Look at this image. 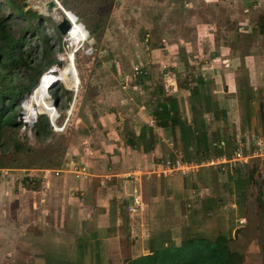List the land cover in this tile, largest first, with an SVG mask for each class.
I'll use <instances>...</instances> for the list:
<instances>
[{
	"label": "crops",
	"instance_id": "0c3cea01",
	"mask_svg": "<svg viewBox=\"0 0 264 264\" xmlns=\"http://www.w3.org/2000/svg\"><path fill=\"white\" fill-rule=\"evenodd\" d=\"M239 23L240 38L254 37L252 45L241 47L238 52L243 56L239 58L219 56L240 66L244 73L238 74L237 82L229 81L228 73L219 86L215 72H207L208 99L200 85H192L194 124L182 120L185 96L175 83L174 104L154 111V116L172 113L183 129H192L198 142L201 133L196 130H202L204 147L211 144L208 131L214 134L216 130L214 138L227 148L200 158L208 159V164L194 173L163 176L157 170L168 155H174L171 126L163 118L161 129L148 125V111L145 122L140 127L133 124L126 134L121 133L119 123L107 127L102 137L89 141L83 153L71 155L75 165L68 164L69 169L59 167L57 175L44 168L34 170L31 178L38 182L37 187L25 185L21 177L8 180L0 173V264H122L129 257L180 243L186 235L214 239L220 231L244 255L242 264H264L262 227L252 196L254 180L264 177V28L250 24L247 29L248 23ZM210 43L207 41L208 50ZM213 46L216 50L217 45ZM230 130L235 131L236 139L229 144ZM180 138L177 135V141L184 143L185 137ZM237 139L249 157L234 167L224 162L234 156ZM212 161L224 163L221 173ZM78 165H87L86 170H77ZM128 172L135 173L128 177ZM259 186L264 199V183ZM193 191L202 198L190 207V200L196 197ZM218 211L223 219L218 218Z\"/></svg>",
	"mask_w": 264,
	"mask_h": 264
},
{
	"label": "rangeland",
	"instance_id": "374dc122",
	"mask_svg": "<svg viewBox=\"0 0 264 264\" xmlns=\"http://www.w3.org/2000/svg\"><path fill=\"white\" fill-rule=\"evenodd\" d=\"M2 1L6 6L5 10L12 11L15 16V10L7 9L8 0H1V3ZM17 1L25 2L26 9L30 8L52 16L57 23L62 21L65 13L73 14L78 23L84 24L82 25L87 35L85 39L78 40L68 32L55 34L52 25L45 23V31L51 37L50 41L54 42L55 57L58 60L53 65H57L61 60L63 68L66 69L65 74L68 72L70 79V74L75 71L78 82L69 84V79L68 83L60 79L62 83H53L55 81L50 76H46V93L42 94L39 102L44 105L42 98L46 95L52 96L53 103H57L55 106L57 110L46 106L45 112L53 118V121L59 116L58 123L55 122V131L47 140H37L32 130V137H26L29 130L22 128L21 113L18 116V121L21 123L17 129L4 130V139L9 146L6 150L0 146V173L8 180L21 177L25 180V185L37 187L38 182L31 178L34 177L32 174L34 170L44 168V171L59 174L60 171L57 170L59 167L64 170L68 164L75 165L71 157L73 153H79L78 151L80 154L83 153L89 141L94 142L93 140L102 137L107 127L119 123V127L122 128L121 133L126 134L128 129L134 127L133 124H138L140 127L145 122L143 116L147 115L148 111L151 113V119L147 120L148 125L161 129L159 124L163 118L171 126L174 155H168L164 162L178 161L188 166L185 168L186 172L176 170L173 172L175 174L188 175L192 170L194 173L196 172L194 170L204 163L208 164V159L201 161L200 158L215 154V150L227 148L218 137L214 138L217 136L216 130L214 134L208 131L211 144L209 147H204L205 144L201 141L202 130H196L197 133H201L197 134L200 136L199 143L197 139H193L192 129H183L181 123L173 118L172 113L171 116L170 114L154 116V111H162L165 105L174 104L172 99L176 92L173 89L177 85L185 96L182 99L185 109V113L181 115L184 117L182 120L194 124L191 104L195 98L192 85H200L202 95L208 99L210 88L209 82L205 81L207 72L212 74L215 72L219 86H222L228 73H231L229 81L233 79V83L237 82L238 74L243 75L244 72L241 73L240 66L235 64L236 61H223L221 57L222 54H228L233 55L232 58L236 56L239 58L243 54L240 55L238 50L243 46L252 45L254 37L240 38L242 26L239 22L242 20L248 23L247 29L250 28V24H254V26L259 25V30H262L264 0H109L108 2L94 0L84 3L80 0H67L73 8L72 11L67 10L61 0H55L56 9L51 13L46 5L49 0ZM57 4L61 7L57 8ZM75 4H77L76 9ZM106 5L109 12L107 16H103L106 14ZM62 8L67 12L64 13ZM77 13L82 16L79 17ZM21 21L19 19L18 23H22ZM89 27L99 28L91 32L87 30ZM229 28L232 33L226 32ZM259 30L256 33H259ZM207 41L212 43L208 44L212 45L209 50ZM35 43L33 39L28 44L32 57L36 56ZM213 44L217 45L216 50ZM77 47L78 50H75ZM213 58L216 60L214 61ZM224 69H232V72L229 70L225 72ZM50 83L52 84L49 86ZM174 83L175 85L172 86ZM29 90L30 88L20 99V112L26 111L24 101ZM54 93L58 96V102ZM40 115L41 113L35 119L37 122ZM64 122L66 125L63 127ZM234 132L230 130L228 134L229 144L235 138ZM177 135L178 138L185 137L184 143L177 141ZM14 138L19 144L27 146L25 151H15ZM240 143L243 142L237 139L236 146ZM185 158L190 159L185 161ZM66 162L69 163L65 164ZM164 162L161 163V167H164ZM85 166L87 165H78L75 168L86 170ZM221 167L223 166L220 165L217 169L218 173L223 170ZM161 169L157 171L164 176L160 172ZM259 174L260 177L261 172ZM255 182L263 185L264 177L255 179ZM259 185H252L254 200L255 195L260 191ZM199 195L194 201L198 204L202 198L200 193ZM223 208L227 209L224 206ZM222 214V211H218V218L223 219ZM242 221L244 219L240 220ZM262 230L264 233L263 227ZM220 232L226 236V233ZM232 245L235 247V244ZM262 255L264 257L263 252Z\"/></svg>",
	"mask_w": 264,
	"mask_h": 264
},
{
	"label": "trees",
	"instance_id": "16d2710c",
	"mask_svg": "<svg viewBox=\"0 0 264 264\" xmlns=\"http://www.w3.org/2000/svg\"><path fill=\"white\" fill-rule=\"evenodd\" d=\"M80 1L84 3L94 0ZM101 1L108 2L109 0ZM3 2L1 3L0 0V146L6 150L9 143L4 139V130L6 128L17 129L19 126L17 121L21 109L19 103L25 91L30 88L24 101L25 120L29 122L33 121L39 113L46 114V106L57 110L52 96L47 97L46 95L42 98L45 106L39 102L42 94L46 93V76H50L53 81L58 79L53 83H62L60 79L68 83L69 74L68 72L65 74L66 69L63 68L61 60L57 65H53L58 62L55 57L54 42L50 41L51 37L45 31V23H49L55 34L62 33L58 26L59 23L55 22L52 16L30 8L26 9L25 2L8 0L7 9L15 10L16 15L14 16L12 11L5 10L6 6ZM61 3L67 10H73L67 0H61ZM77 4L74 5L75 9ZM105 8L106 14L103 16H107L109 12L108 5ZM77 15L82 16L80 13ZM19 19L22 20V23H18ZM98 28L89 27L87 29L92 32ZM33 39L36 42L34 44L36 47L35 57H32L31 50L28 48L29 42H32ZM50 66L56 71L48 69ZM40 85L42 86L40 87ZM54 96L58 102V96L55 93ZM173 118L176 119V117ZM52 128L47 116L41 114L39 122L33 127L36 139L47 140L50 134L55 131ZM13 146L17 152L25 151L27 147L19 144L15 138ZM249 181L253 182V179L251 178ZM257 184L259 185V183ZM256 203L257 216L260 217L261 226H259L264 228V199L261 191L256 196ZM263 237L262 230L260 244L264 254ZM243 261L244 255L231 247L230 238L227 235L220 233L215 239L196 234L186 235L180 243L168 244L135 258L129 257L122 264H242Z\"/></svg>",
	"mask_w": 264,
	"mask_h": 264
},
{
	"label": "built area",
	"instance_id": "2783aa9c",
	"mask_svg": "<svg viewBox=\"0 0 264 264\" xmlns=\"http://www.w3.org/2000/svg\"><path fill=\"white\" fill-rule=\"evenodd\" d=\"M89 36H90V33H89ZM90 39H91V37H90ZM20 113L22 115L20 117H21V119H22L21 121L23 123V126H22L23 130H27V129L29 130V131L27 130L28 132L26 133V137H32L31 130H32V127L34 126V123H32L30 121L27 122V120H25L26 119V115H25V111L24 110L22 112H19L18 116L20 115ZM18 116H17V120H18ZM49 119L53 123V118L52 117H49ZM65 124H66V122L63 124V127H64ZM53 125H54V123H53ZM248 157L249 156L247 154H245V152L243 151V143H240L238 146H236V150H235L234 156L229 161L224 162V163H229V164H232V165H236L241 160L248 159ZM164 163H165V165H164V167H162V169L160 171L162 174H164V176L170 175V174H172L176 170H182L183 172H186L185 168L188 167L187 165L180 164L178 161L176 163H173L171 161H166ZM224 163H216V162H213V161L210 162V164L219 165V166L222 165V164H224ZM221 168L224 169V166L221 167ZM82 171H85V170L82 169ZM57 173H58V171H57ZM133 174H132V172H128L126 176L130 177ZM193 196H196L195 197V199H196L198 197V193L196 191H193ZM195 199H193L191 201L192 203L189 202L188 206L194 207L198 203V202L197 203L194 202ZM130 209L133 210L134 208L133 207H130Z\"/></svg>",
	"mask_w": 264,
	"mask_h": 264
},
{
	"label": "bare ground",
	"instance_id": "6f19581e",
	"mask_svg": "<svg viewBox=\"0 0 264 264\" xmlns=\"http://www.w3.org/2000/svg\"><path fill=\"white\" fill-rule=\"evenodd\" d=\"M64 11L67 12L66 10H64ZM65 16L68 17L72 21V27L70 30L71 33L69 31V34L73 37H76L78 40L85 39L87 32H86V29L84 28V26L81 23L77 22V19L75 18V16L73 14H70V13L66 14L65 13ZM60 78H61V75H60ZM70 82L75 83V84L78 82V76H77L75 71L73 72V74L72 73L70 74L69 84H70ZM54 126H55V123H54Z\"/></svg>",
	"mask_w": 264,
	"mask_h": 264
},
{
	"label": "water",
	"instance_id": "95a60500",
	"mask_svg": "<svg viewBox=\"0 0 264 264\" xmlns=\"http://www.w3.org/2000/svg\"><path fill=\"white\" fill-rule=\"evenodd\" d=\"M46 5H47V8H48L49 13H51L53 11V9H56V1L55 0H49V1H47L46 2ZM59 7H61V6H59L57 4V8H59ZM58 26H59V28H60V30H61L62 33H66L71 28L72 21L68 17L65 16V17H63L62 21L59 23ZM49 69L56 71V69H53L52 67H50ZM57 80L58 79H56V80L54 79V81H57ZM51 84L52 83H50L49 86ZM42 114H44V113H42Z\"/></svg>",
	"mask_w": 264,
	"mask_h": 264
},
{
	"label": "clouds",
	"instance_id": "9594fccd",
	"mask_svg": "<svg viewBox=\"0 0 264 264\" xmlns=\"http://www.w3.org/2000/svg\"><path fill=\"white\" fill-rule=\"evenodd\" d=\"M62 9H63V8H62ZM63 11H64V9H63ZM64 12H65V11H64ZM82 24H83V23H82ZM71 27H72V26H71ZM70 29H71V28H70ZM70 29L67 31L68 33H69ZM87 30H88V29H87ZM67 32H66V33H67ZM88 33H89V31H88ZM81 44H82V43H81ZM75 50H78V47H77V49H75ZM75 52H76V51H75ZM56 104H57V103H56ZM56 104H54V105L56 106ZM19 112H20V111H19ZM41 114H42V113H41ZM44 114H45V113H44ZM25 115H26V114H25ZM46 116L48 117L47 114H46ZM58 117H59V116H58ZM58 117H57V118H58ZM57 118H56V119H57ZM35 119H37V117H36ZM35 119H34L33 121L30 120V122L34 123V126L38 123L37 120H35ZM48 119H49V117H48ZM56 119L53 121V123L56 122ZM17 121H18V120H17ZM35 122H37V123H35ZM49 122H50L51 126L55 129V126H54L53 123L50 121V119H49ZM18 123H19V125H20V121H18ZM64 123H65V122H64ZM65 125H66V124H65ZM65 125H64V126H65ZM34 126H33V127H34ZM33 127H32V131H33Z\"/></svg>",
	"mask_w": 264,
	"mask_h": 264
}]
</instances>
